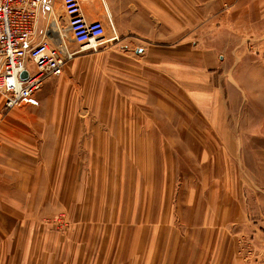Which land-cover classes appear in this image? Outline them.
<instances>
[{
    "label": "rangeland",
    "instance_id": "rangeland-1",
    "mask_svg": "<svg viewBox=\"0 0 264 264\" xmlns=\"http://www.w3.org/2000/svg\"><path fill=\"white\" fill-rule=\"evenodd\" d=\"M45 2L51 8L50 13L44 11L46 22H50L54 15L63 30L67 26V18L61 8L60 0H45ZM79 2L81 3V0ZM240 8L255 11L254 14L251 12L253 20L255 17H258L257 21L264 20V4L256 6L257 9L250 6L226 5V8L223 6L220 9V13L226 12L228 19L231 16L235 18ZM244 12L245 9H242L241 13ZM103 16L104 19L100 22L105 27L104 40H110L115 37L114 32L105 18L104 11ZM234 21L237 32L248 31L250 34L252 23ZM123 22L126 24V21ZM198 22H194L191 27L184 22L186 26L184 25L181 31L183 36L172 35L171 27L166 26V37H158L154 40L166 42L168 47L169 44L183 42V76H188L189 62L201 60L193 53L198 50L197 44L209 43L206 35L203 37L199 35L208 32L213 22H200V26ZM253 24L255 29L256 21ZM228 27L230 26L226 21V28ZM116 36L117 40L105 41L99 49L97 47L96 53H76L64 66L61 76L46 80L37 94L17 107L5 112L1 108L0 99V157L3 158L2 162H6L13 156L6 162L5 169L21 172L19 174L21 181L16 185V189L12 184V175L7 172L0 173V183L4 176L7 182V187L0 184V218H6L7 226L11 227L5 228L8 242L18 246L16 254L0 252V264L19 263L18 259L22 254L19 252L22 249L19 245L21 233L22 243H30L32 247L28 260L36 257L40 250L45 258L63 257L57 264H264V123L260 124L264 121V116L255 118L253 123L250 119V126H254L255 130L238 132L236 136L235 133L226 131L229 142L225 140L223 142L215 131L214 134H210L213 140L209 141L217 148L220 155L224 150L227 160L226 158L220 160L222 166L217 168L218 171L213 172L214 165L219 162H214L210 157L208 163L212 172L208 170L194 172L192 169L198 166V162H195L192 153L186 150L187 145H191L188 144V130H192L193 127L187 128L186 125L178 130L172 129L177 119L173 114L175 110L168 111L164 117L153 114L147 118L138 114L133 117L129 115L117 117L114 114V110H120L116 105L118 100L112 97L113 93L111 95L108 91L103 94L102 91L111 85H117L116 83L113 85L112 78L134 72L132 65L128 63L137 65V61L142 56H146L144 53L140 55L141 52H137V49L133 52L120 48L124 47L122 44L117 48L112 47L115 43L118 44V41L124 40L118 33ZM241 37L240 42L243 41L241 66L250 63L258 70L260 65L264 64V21L256 41H253L254 36ZM65 38L70 51L79 49V46L72 41L70 33H66ZM105 46L106 48H103ZM203 48L206 49V46ZM151 54L155 53L151 51ZM169 55L168 53L167 57ZM202 56L207 57V53L204 51ZM128 66L131 68H127ZM135 72L140 71L135 69ZM166 75L167 70H156L153 67L146 74L151 80L156 76ZM200 77L204 78L203 75ZM185 79L190 82L195 78L185 77L183 80ZM204 81L205 79H201L199 84L204 86L202 84L205 83ZM96 85L100 88L101 98L95 94ZM151 86L154 91L152 95H156L160 87L158 82L157 84L152 82ZM258 89L264 92V85ZM86 92L90 98L87 96L81 100L79 96L82 97ZM69 100L73 102L74 123L73 126L67 125L62 128L64 136L77 135L83 126L92 127L96 121L94 137L86 139L87 145L80 148L84 152L83 155L80 154L78 147H70L67 144L66 149L58 150L61 145L58 146L54 139L56 131L51 132L54 130L52 127L48 131L43 130L46 111L52 110L53 107L64 110L68 107ZM86 103H90V106ZM135 103L136 108H139L141 102ZM85 110H88L87 114ZM195 111L202 120L201 123H206L205 113ZM112 115L116 116V124L124 133L121 138L116 137L110 128ZM179 116L181 120L184 119L180 112ZM158 118L164 125L156 124L154 129L153 120L156 121ZM89 131H86L87 134ZM164 131L170 134L164 135ZM234 138L240 141L242 152L237 148ZM104 139L108 140L106 152L103 147ZM44 140H47L48 144L49 141L55 142V145L51 146L52 149H47L48 152L42 148L44 146L41 143ZM117 145L132 148L131 161L128 160L129 174L125 180L122 178L124 161L114 153ZM14 146L20 148L22 152ZM230 146L234 147V150L228 149ZM17 153L25 156L16 159L17 156L14 155ZM178 154L183 166H177L175 162ZM77 155L84 160L79 162ZM123 155L128 158L129 148L123 151ZM244 156L249 160L247 164L246 159L245 163L243 161ZM45 160L46 174L40 173L41 163ZM28 167H33L36 171ZM170 171L173 173L166 176ZM184 171L199 180L203 179L205 186H192L191 193L184 194V191L191 186L190 183L189 187L180 189V200L170 196L174 204L184 208L181 216L174 209L171 211L173 204L167 201L164 186L170 175L173 179V175ZM60 176H70L74 180L73 189H69L68 182H62ZM179 183L177 181L167 189H177ZM216 184L219 187H215ZM204 188L207 189V194L202 198ZM240 191L243 196L239 198ZM16 193L22 196V200L26 199L30 203L22 202L26 217L28 218L29 211L32 210L34 218L28 220L23 218L25 223L13 219L10 224L13 215L10 213V206L20 202ZM4 199L8 200L5 203L6 216ZM199 201L203 202L205 221L202 225L195 226L188 223L186 217L188 211L192 210L196 203L198 205ZM132 203L135 204L133 209ZM218 204L219 207L226 204L225 220L214 221V217L218 216L215 212ZM145 206H148L146 217L152 221L144 224L138 222L136 216ZM133 211L136 218L131 217L134 215ZM237 217L241 220L235 219ZM182 218L188 226L186 231L169 227L176 219ZM33 219L34 224L31 226L29 220ZM80 221L81 226H79ZM226 221H232L229 226L226 225V234L220 231L215 233V230H219L217 228L226 224ZM32 235L40 238L34 239ZM1 246L4 247L2 244ZM28 260L25 264H28ZM47 264L52 262L47 261Z\"/></svg>",
    "mask_w": 264,
    "mask_h": 264
},
{
    "label": "crops",
    "instance_id": "crops-1",
    "mask_svg": "<svg viewBox=\"0 0 264 264\" xmlns=\"http://www.w3.org/2000/svg\"><path fill=\"white\" fill-rule=\"evenodd\" d=\"M80 4L87 22L91 23L103 20V11L105 17L107 15L109 20L112 21L115 37L110 38V40H117V33L122 37V39H124L122 41H118L119 43H115L112 47L117 48L120 44H122L124 47L120 48H125L128 51L133 52L137 49V52H141L140 55L142 53L146 54V56H142L140 60L137 61V65L135 63H128V65H132L134 72L132 71L126 76L118 75L116 78H112L113 85L115 83L117 85H111L110 87H107L105 91H102L103 94L108 93V91L111 93V95L113 93L112 97H115L116 99H114L118 100L116 105L120 110H114V114L117 117L122 115H129L133 117L135 114L141 115L145 118L152 114L158 115L159 117H164L167 115L168 111L175 110L173 114L177 119L174 122L175 124L172 125V129L178 130L179 128L186 125L187 128L189 126L197 130H206V127H208V129H210L212 132H221L225 142L226 131L235 133L236 136L238 132H245L246 130L253 129L255 130L254 126H250V119L253 123L255 118L264 116V92L258 89V87H262V85H264V64L260 65L258 70L255 69L256 66H253L250 63H246L245 66H241V54L243 52L241 46L243 41L240 42V40L242 38L241 36L245 37L246 35H249L254 36L253 41H256V38L259 36V32L262 30V22L264 20L257 21L259 20L258 17H255V20H253L251 12L254 14L255 11H249L247 8H240L238 16L235 18L231 16V18L228 19L226 12L220 13V9L223 8V6L226 8V5L250 6L257 9L256 6L263 5L264 0H81ZM242 9H245L244 13H241ZM44 11V9L40 10V24L38 28L39 35L43 32L46 22ZM234 20H237L238 22L252 23L251 26H253L250 30V34H248V31L244 33H242V31L237 32V29H235L236 26H234L236 21ZM123 21H126V24ZM205 21L213 22V25H211V28L208 32L204 34L202 33L199 36L203 37V35H206L209 38V43L202 45L199 42L197 44L198 50L197 52L193 53H195V57L198 56L201 58V60L199 59L197 61H193V63L189 62L190 67L188 76H183V42L169 44L170 47H168L166 42L154 40L158 37H166V26L171 27L170 30L172 35L181 36V31L185 24L191 27L194 22H198L200 26V22ZM226 21H228V26H230L228 29L226 28ZM254 21H256L255 29H253ZM63 31L65 34L69 33L67 26L63 28ZM110 40H104L103 43L98 45V49L105 43V41ZM195 46L196 44L194 47ZM203 46H206V49H204ZM103 48H106V46ZM152 48L155 50H151ZM151 51H153L155 54L152 55ZM204 51L207 53V57L202 56ZM96 52H98L97 47L95 51H85L81 53L84 54ZM168 53L170 54L169 57H167ZM233 53H239L240 55H232ZM151 57H153V60H151ZM152 67L156 70H167V75L163 77L156 76L154 80H151L146 76V74ZM127 68L131 67L128 66ZM135 69H139L140 72H135ZM142 74L144 76H142ZM201 75H203L204 78H201ZM185 77L188 79H195L194 81L187 82L188 80H183ZM201 79H205V83H202L204 86L199 84ZM152 82H156V84L158 82L160 86L156 95H152L154 94L151 86ZM89 88L91 89V85H89ZM94 89L96 91V96L101 98V91L98 85H96ZM87 96L88 95L86 92L84 95H82V97L79 96V98L82 100ZM88 98H90V96H88ZM91 98L93 99V96ZM135 102H141L139 108H136ZM87 106H90V103H88ZM203 107H205L206 110H202ZM194 109L199 110V113L203 112L207 115V118L204 117L206 119V123H201L202 120L199 119V116ZM80 112H82V110ZM87 112L88 110H85L86 114ZM179 112L184 116L183 120L180 119ZM86 114L85 119H87ZM92 116L95 117L93 114ZM95 123L96 121H94L92 127L83 126L80 129V133L77 135L72 134L70 139L66 140L67 145L70 147H78L80 154L83 155L84 152L80 148L87 145L86 139L94 137ZM153 123L154 129H156V124L164 125L160 118H158L156 121L154 119ZM263 123L264 121H262L260 124ZM86 131H89V134H87ZM100 131L104 132L102 129H100ZM89 135L91 136L89 137ZM234 139L236 141L237 148L240 152H242L243 150L241 149L242 145H240V141L237 140V138ZM46 143L48 144L47 140H44V142L41 143L44 146L42 148L46 150L52 149L51 146L55 145V142L49 141L48 145ZM34 144L36 143L34 142ZM14 147L20 150V148L16 146ZM20 151L22 152V150ZM47 152L45 151V158ZM17 154L14 156H20L22 158L25 156H21L19 153ZM77 157L79 162L84 160L81 156L77 155ZM176 158L177 159L175 162L177 166L182 165L179 160V154L176 156ZM245 159L247 164L249 160H247V158L244 156V163ZM2 160L3 158L0 157V173L5 174L7 172L11 174L12 184L16 189V185L20 183L21 178L15 171H7L5 169V165L8 160L6 162H2ZM36 162L37 160L35 161V164ZM36 167L39 166L36 165ZM46 167L47 163L45 160V162L43 161L41 163L40 173L43 172L46 174ZM28 169L32 170L34 168L28 167ZM170 173L172 174L173 172L170 171L166 173V176ZM245 173L247 172L245 171ZM171 176L172 175H170L167 183L164 186V191L167 196V201L173 204L171 211L174 209L175 212L182 216L184 208L174 204L170 196H174L180 200L179 191L182 187H189V184L191 183V186L184 191V194H190V189H192V186L204 187L205 182L203 179L199 180L186 171L182 173L178 172L177 174L173 175V179ZM5 180L6 178L4 176L1 183L7 187V182H5ZM177 181L180 182V186L177 189H167L168 187L173 186V184ZM241 192L242 191H240V193ZM240 193L238 194L239 198L240 196H243V194ZM206 194L207 189L204 188L201 197L205 198ZM16 197L20 199V202H16L13 206H10L12 204L11 200L9 205L11 208L9 209L10 213L13 214L10 219V224L13 219L25 223L23 218L26 220H28V218H34L33 213L31 212L32 210L29 211L28 218L23 212L22 202L24 201L28 204L30 203L26 199L22 200V196L19 193H16ZM7 201V199H4L5 216V203ZM44 201L48 202L47 200ZM239 209L241 213V206H239ZM167 211L169 212L168 207ZM235 219L239 218L237 217ZM29 221H31L32 226L34 224V219ZM231 222L232 221H226V224H222L221 227H218L217 229L219 230H215V233L220 231L226 234V225L229 226ZM81 225L82 222L80 221L79 226ZM169 227L173 229H183L185 231L188 229L187 223L183 220V218L181 220L176 219L172 224H170ZM5 228L6 218H0V245L6 244L7 238ZM19 231L20 233L22 232L20 228ZM33 237L34 239L40 238H35V236ZM3 257H5V255H3ZM61 258L63 257L45 258V255H41L38 258L39 262L36 264H47V261H51L52 264H57L60 262Z\"/></svg>",
    "mask_w": 264,
    "mask_h": 264
},
{
    "label": "built area",
    "instance_id": "built-area-1",
    "mask_svg": "<svg viewBox=\"0 0 264 264\" xmlns=\"http://www.w3.org/2000/svg\"><path fill=\"white\" fill-rule=\"evenodd\" d=\"M60 4L78 52L91 42L95 47L104 42V24L87 22L79 0ZM41 9L51 10L45 0H0V99L5 112L32 98L46 80L59 77L77 53L69 50L61 33L53 34L49 22L39 35Z\"/></svg>",
    "mask_w": 264,
    "mask_h": 264
},
{
    "label": "bare ground",
    "instance_id": "bare-ground-1",
    "mask_svg": "<svg viewBox=\"0 0 264 264\" xmlns=\"http://www.w3.org/2000/svg\"><path fill=\"white\" fill-rule=\"evenodd\" d=\"M49 24L51 26L50 30L53 32V34L61 33V36H63V39L65 38L66 34L61 29L60 24L58 23L56 17L53 16L51 18ZM111 25H113L112 21H111ZM94 47L95 46L91 42L89 44V46L83 48L79 52L77 51V54H80L81 52H85V51H93ZM95 49H96V47H95ZM53 109L52 110L48 109L46 111L45 119L43 121L44 122L43 130L44 131H48V130L51 129L50 127H52L54 130H52L51 132L56 131L54 133L55 136H56L54 139L56 140V143L58 144V146L61 145L60 148L57 146L59 148L58 150H60L61 148H65L66 149L67 148L66 147L67 143H65V141L69 140L70 137H69V135H65L64 136L62 128L64 126H67V125L73 126V123H74V119L72 118L73 102L71 100H69L68 101V107L66 109H64V110L63 109L62 110L61 109H57L56 107H53ZM203 110H206V108L203 109ZM205 116L207 117L206 114H205ZM110 128H112V132H114L116 137H118V138H121L122 134H124L120 130L119 126L116 124V116L115 115L111 116ZM168 133L170 134V132L164 131V135L168 134ZM188 133H189V137L187 138L188 139V144L191 143V145H187L186 150L190 151L192 153L193 160L195 162H198L197 163L198 166H196L194 169H192L194 172H202V171H207V170L211 171L210 168H209V163H208V162H210L211 158L214 159V162H219L220 160L223 161L225 158L227 160V156L226 157L224 156V150H222L223 154L220 155V153L217 150V148L210 142L211 140H213V138L210 137V134H214V131L212 132L210 129H207V128H206V130L199 131V130L193 128L192 130L189 129ZM204 135H206V137ZM216 135L221 136V140L224 142V139L222 137V133L221 132L220 133L216 132ZM103 141H104L103 147H104V150L106 152V149H107V146H108V144H107L108 140L104 139ZM226 141H228L227 136H226ZM128 148L130 150V155L127 156L128 158H126L123 155V151L124 150L125 151L128 150ZM228 149H230V150L233 149L234 150V147L230 146ZM131 150H132V148L129 147V146L122 147V146H118V145H117V150L114 149V153H117L118 158L123 159V161H124L123 162L124 166H123V169H122V178L124 180L128 177V174H129V166H128L129 162H128V160H130V158L132 156ZM177 151H180V149H177ZM134 155H135V153L133 154V156ZM17 158H21V157L17 156L16 159ZM199 159H201V161H199ZM221 166H222V164H220V162L218 164H215L214 168L212 169V171L213 172L218 171L217 168H219ZM61 167H62V165H61ZM14 171L18 175L21 173L19 170H14ZM14 171H12V172H14ZM60 179H61L62 182H65V183L68 182L69 189H73V181L74 180L70 176H60ZM215 187H219V186L216 184ZM134 207H135V204L132 203V209ZM202 207H203V202L199 201L198 205L196 203V206L192 210L188 211V216L186 217L188 219V223L193 224L195 226L202 225V223L205 221L204 212H203ZM153 210H155V209H153ZM140 211L138 212V214L136 216L138 218V222H141V223L145 224L147 221H152L151 219H148L146 217L147 216V212H148V206H145L142 212H140ZM215 212L217 213L218 216L214 217V221L225 220L226 219V204H224V205H222L220 207H219V204H218L215 207ZM132 214H134V215L133 216L131 215V217L134 218L135 217V211H133ZM26 225H29V224H26ZM6 226H7V224H6ZM7 227H10V226L8 225ZM29 227H30V225H29ZM21 235H22V233L20 234V236ZM20 236H19V238H20L19 239V245L22 247V249H20L19 252L22 253V254H21V257L18 259L19 260L18 264H25V262L30 257V256H28V254L29 253L31 254L32 247H31L30 243L29 244L22 243ZM39 245H41V243H39ZM3 246L4 247H2V246L0 247V252H6V253L14 252L16 254V250L18 249V246H16L15 244L9 243L8 240H6V244L3 245ZM41 255H43V254L39 250V252L37 253L36 257H32V260H30V259L28 260V264H36L37 262H39L38 258ZM18 260H16V261H18Z\"/></svg>",
    "mask_w": 264,
    "mask_h": 264
},
{
    "label": "water",
    "instance_id": "water-1",
    "mask_svg": "<svg viewBox=\"0 0 264 264\" xmlns=\"http://www.w3.org/2000/svg\"><path fill=\"white\" fill-rule=\"evenodd\" d=\"M22 76L24 77V76H25V74H22Z\"/></svg>",
    "mask_w": 264,
    "mask_h": 264
}]
</instances>
